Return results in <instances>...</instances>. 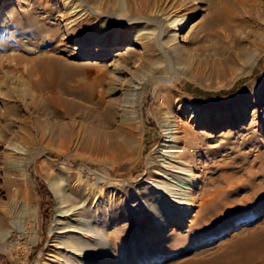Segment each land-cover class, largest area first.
Returning <instances> with one entry per match:
<instances>
[{
  "label": "rangeland",
  "instance_id": "1",
  "mask_svg": "<svg viewBox=\"0 0 264 264\" xmlns=\"http://www.w3.org/2000/svg\"><path fill=\"white\" fill-rule=\"evenodd\" d=\"M77 2L87 13L68 40L61 0H0V264H56L53 183L65 194L86 189L89 204L94 197L99 209L101 201L106 207L101 223L91 221L92 237L104 234L103 249L77 255L72 264H226L255 247L259 253L247 264H264V192L243 200L252 179L264 185V20L251 2L233 6L228 30L204 42L197 34L209 14L206 0ZM137 18L146 23L143 47L131 43L137 29L130 23ZM101 47L106 56L97 60ZM217 49L226 52L223 59L233 52L238 59L219 67ZM42 57L56 59V70H74L65 78L69 106L49 104L36 86L35 63ZM130 85L136 87L130 93L135 113L122 127L131 143L116 156L101 143L119 126L117 102ZM256 93L259 104L228 116L242 106L239 98ZM180 100L211 110L210 126L196 127ZM174 123L185 124L198 147L217 150L186 153L198 175L193 190L204 183L192 193L193 209L180 222L164 216L160 223L144 211H122L138 183L157 172L163 125ZM125 181L130 185L120 184ZM108 182H119L121 192Z\"/></svg>",
  "mask_w": 264,
  "mask_h": 264
},
{
  "label": "bare ground",
  "instance_id": "2",
  "mask_svg": "<svg viewBox=\"0 0 264 264\" xmlns=\"http://www.w3.org/2000/svg\"><path fill=\"white\" fill-rule=\"evenodd\" d=\"M61 1H62L61 4H63L64 6L66 5L67 7L66 14L63 12L66 18H64L61 21V23L63 22L62 27H64L63 35L66 37V39L72 40L73 36L75 35L74 26H76V24L79 23V20H82L83 16L87 12L85 13L86 10H83L82 8L83 6L81 7V5L77 2L78 0L73 2L68 1L67 3L64 2V0ZM206 1L209 4V14L206 20L201 25V29L199 32L200 34H197L201 36L204 42H206L205 40H209L213 35L216 37L220 31L225 32L228 30L229 20L227 21V18L230 19L236 14V8L235 7L233 8V6L237 7L244 3L251 2L252 4L251 7L253 11L257 14L258 18L264 20V0H206ZM189 18H191V15H187L184 18V20L180 22L179 24L180 29L186 28V26L189 23L188 20ZM174 22H176V19L174 20ZM142 24H146V23L138 18L133 20L132 23H130V25H132L134 28L137 29V32L135 33L136 38H134L131 42L135 46L141 45L143 47L144 45V42L140 38L143 35L142 30H144L145 27ZM101 25H102L101 27H104L103 26L104 23H102ZM219 38L221 37L219 36ZM193 39L194 40L192 41H196V36ZM186 41L187 39H185V42ZM82 44L85 45V42H83ZM178 45L179 43L177 44V46L175 45L176 48H178ZM185 45L183 43L181 44V47L182 46L184 47ZM105 53L106 52L101 47L97 52L94 53V56L98 60L100 58H104L106 56ZM225 53H223L222 49H217L215 51V55L220 54V57L218 58L219 67H223V65H225L227 62L228 63L235 62L238 59L236 53L233 52L229 56H227L228 59L225 58L227 59L225 60L223 59ZM75 54L77 55V53ZM35 64H37L36 66L38 67L40 74V77L35 84L40 90L45 91L47 93L46 101L51 105H57V106H64L69 104L66 102V100L63 97V93L71 92L69 91V88L66 85L65 78L71 76L74 70L72 68L70 69L69 67H65V66L60 68V70H56V65L59 64V62H57L56 59H51L50 57H42ZM101 79L102 77L99 78V81H101ZM262 85H264V82ZM155 89L156 86H154V91ZM135 90H136L135 85H130L129 87L127 88L125 87L123 89L121 101L118 100L119 103L117 102L121 110L120 112L121 116H119L116 121V123L119 126L116 127L115 132L108 133L104 136L107 138L106 140L108 141L107 143L102 144L101 142H99L101 143V145L104 146V148L105 147L111 148L116 153V156L117 155L119 156L122 153H124V150H126L127 146L131 143V135L127 130H125L122 127V125L124 126V124L128 123L130 116L127 115L129 113H135V111L133 110L134 100L133 97H131L130 95V93ZM6 95L9 96L8 93ZM242 97L239 98L242 100L241 101L242 106L239 107L237 105L234 111L228 113L230 115L227 114L228 116L244 111V109L247 106H249L251 103L257 105L261 102L259 93L253 94L251 99H246V98L244 99ZM183 101H181L179 107H181L184 113L190 115V118L193 119L194 125L196 127H199L198 126L199 124H205L207 127L210 126V123H212L215 118L212 117L211 110H209L205 106L204 108L195 106L190 101L188 102L186 101L183 102ZM70 104L74 106V103H70ZM204 111L207 114L203 115ZM215 116H219V115H215ZM189 132H190L189 128H187L185 124L177 125L174 123V124L163 125L164 139L157 148L158 152L161 154L160 161L158 160L159 163H157L156 165L158 167V168L156 167L157 172L155 173L152 171L151 173H149L147 176L148 179L147 181L145 179L140 183L137 182L138 188H135L134 190L135 196L130 195L129 199L126 200L127 196L125 195L123 200H126V202H124L121 206L122 211L126 213L131 212L135 216L138 215V213L141 214V212L144 211L143 213L146 212L152 214L155 217L154 220L156 223H160L161 221H163L164 216L173 217L175 221L180 222L182 221V219H184L189 215V213L191 212L194 206V200H193L194 197H192V193L200 192L201 189L204 187L203 185L204 183L203 184L201 183V185H197L196 190H193V187H195L193 186L195 185V181H196L195 178L198 177V175L195 174L193 176L190 166L192 165L191 159L186 162L185 160L186 153H189L190 150H197V152L194 151L195 154H198V156L202 157V155L204 156L214 155L217 151L208 148L205 144H203L204 146H199L201 149H198L199 147L197 146V142L193 139H189ZM113 183L108 182V184H111L110 186L113 187V189L116 192H121L122 187L119 186V182L116 185H114L115 183L114 184ZM53 184L54 186L52 185L51 189L53 190L56 199V219H55L56 221L52 226V228L50 229V233L52 234V237H54L52 246L57 253V256L55 257L54 260L56 261V264H72L74 258L77 255L83 258L84 256L92 255V252H98L103 249L101 246H103L104 244L105 237L104 239L102 238L104 234L102 233L103 234L102 237L101 235H98L97 237L95 236V238H93L92 233L94 228L93 226L91 228V221L93 223L95 222L101 223L103 218L101 219L100 216L106 210V207H105V203L101 201L99 203L100 204L102 203L103 208L99 209V205L96 201H94L95 199L94 197L93 200L91 199L92 203L89 204L87 202V199L90 196V194L86 189L83 190L78 189L77 192H68L67 194H65L62 193L60 190L61 185L59 188L57 184L55 183ZM120 184L123 186L130 185V183L127 181L122 183L120 182ZM252 184H253V187L251 189L252 191L249 194H245L244 196L243 200L245 204L248 201H254L256 198L260 196L262 192H264V185L258 183L256 179L255 182L252 179ZM245 204L243 206H245ZM210 209H213V206L210 207ZM212 211L213 210H210V212ZM216 216L217 215L215 213V217ZM201 217H203V215H201ZM194 224L196 223L194 222L193 225ZM257 237L259 238V236ZM258 253H259L258 248L255 247L253 250H251V252L246 253L244 256L237 253L235 256L229 257L228 259H226L225 263L247 264L250 263V261H252L258 255Z\"/></svg>",
  "mask_w": 264,
  "mask_h": 264
}]
</instances>
